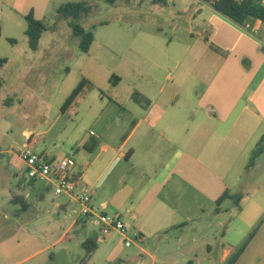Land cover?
<instances>
[{
	"label": "crops",
	"instance_id": "1",
	"mask_svg": "<svg viewBox=\"0 0 264 264\" xmlns=\"http://www.w3.org/2000/svg\"><path fill=\"white\" fill-rule=\"evenodd\" d=\"M145 2L156 14L170 6L187 14L188 35L181 42H163L155 35L162 33L163 26L153 24L147 30L142 24L126 25L132 33H128L132 40L126 48L149 60L150 68L122 58L128 65L122 75L112 79L107 75L102 84L83 78L93 89L74 115L60 107L61 115L73 117L78 128L83 125L75 132L73 153L66 149L40 153L56 160L71 157L70 169L78 187L90 195L92 204L121 218L143 242L146 238L163 242L170 233L198 226L200 234L191 243L201 241L208 254L217 252L220 245L217 264H224L253 232L249 223L237 231L235 239L229 237L235 216L226 213L240 203L234 206L227 199L218 214L214 209L216 199L226 189L235 194L237 178L253 172L264 156L247 168L264 135V24L253 21L245 24L248 28L240 27L205 0H140V8ZM64 4V0H0V61L5 60L1 90L6 84L5 67L17 60L19 46L25 43L28 59L23 70L32 75L24 80L25 85L22 67L17 70V81L26 87L25 95L11 89L19 102L32 93L39 103V92L42 97L50 91L55 75L48 70V61L55 54H47V48L39 50L44 34L58 24L50 27L52 12L57 14ZM30 13L48 26L36 50L30 49L25 34ZM96 42L94 35L85 54ZM107 51L120 56L119 50ZM124 83L129 92L121 87ZM111 91L116 94L108 95ZM8 99L9 104L15 101ZM52 128L53 124L37 134L43 136ZM215 232H220L221 242ZM194 256L188 264H198V255ZM152 258L153 264H167L165 257ZM234 264H264V225L254 231Z\"/></svg>",
	"mask_w": 264,
	"mask_h": 264
},
{
	"label": "rangeland",
	"instance_id": "2",
	"mask_svg": "<svg viewBox=\"0 0 264 264\" xmlns=\"http://www.w3.org/2000/svg\"><path fill=\"white\" fill-rule=\"evenodd\" d=\"M70 2L87 3L90 11L78 20L62 18L52 12L55 17L50 27L54 22L58 24L44 34L39 52L47 48V54H55L48 61V70L55 79L50 82L48 93L40 97L39 92V103L33 100L32 93L27 95L24 103L11 94L12 89L25 95L26 87L20 86L16 75L19 67L23 70L27 66L26 43L19 46L21 56L18 54L17 60L5 67L3 73L6 84L0 92V264H153L154 256L167 258L164 260L167 264H188L195 254L198 255V264H217L220 245L217 252L208 254L203 251L205 246L201 241L191 243L200 234L198 226L170 233L162 239L163 242L156 238H146L143 242L131 232L132 245L126 247L122 235L118 232L103 235L95 220L87 219L83 225V219H80L82 207L78 202L67 195H55L54 189H47L44 183L32 184L23 178L18 153L28 143H32L37 152L66 149V152L73 153L75 132L83 125L78 128L73 117L61 115L60 107L83 78L94 84L105 83L107 75L111 78L125 73L128 69L126 62L150 68L149 60L126 48L127 42L130 47L132 40L128 35L132 33L125 29L126 25L142 24L147 30L153 24L163 26L162 33L155 34L163 42H181L188 35L187 14L179 13L172 6L156 14L148 2L140 8V0H120L117 6L105 0H64L65 4ZM72 23L94 33L97 42L89 54L80 50ZM107 48L119 50L120 56ZM31 76L23 70L21 82L26 85L24 80ZM121 87L130 91L127 83ZM115 94V91L108 93ZM9 97L15 100L12 104H9ZM52 124L49 133L37 134L50 129ZM32 134H35L34 142H30ZM237 179L238 188L233 193L243 195L239 206L226 213V216H235L229 231V237L234 239L244 225L251 223L253 231L264 225V156L253 172L246 171ZM230 204L233 205L232 201ZM215 233L217 241L221 242L220 232ZM92 240L97 247L88 254L83 243Z\"/></svg>",
	"mask_w": 264,
	"mask_h": 264
},
{
	"label": "trees",
	"instance_id": "3",
	"mask_svg": "<svg viewBox=\"0 0 264 264\" xmlns=\"http://www.w3.org/2000/svg\"><path fill=\"white\" fill-rule=\"evenodd\" d=\"M110 4H115L117 0H105ZM158 1V0H154ZM164 2V0H160ZM212 5L215 12L232 21L236 25L243 27L245 24L259 21L264 24V4L262 0H205ZM89 7L87 3L70 2L60 6L57 10V14L62 18H72L78 20L87 13H89ZM27 30L25 32L30 49L36 50L38 48L39 41L43 34L48 30V26L41 20L34 17L33 13L26 16ZM75 37L79 39V48L82 52L88 53L93 42L94 34L92 31H87L78 24H71ZM214 50H217L212 44L210 45ZM264 51V47L261 48ZM4 59L0 61V91L3 86V80L1 76V67L4 63ZM93 89V85L83 80L72 92L65 104L62 106V112H68L70 115H74L80 101ZM264 143V135L261 136L255 149L252 151L247 168L251 167L257 157L264 153V147L261 144ZM85 149L92 150L93 146L85 145ZM32 184L36 182L31 181ZM49 189V186L48 188ZM241 194H229V190L226 189L215 201L216 208L214 213L220 212V206L224 200L229 199L234 206H238L241 200ZM18 203V202H16ZM255 231V230H254ZM254 231L251 232L244 242L230 255L224 264H234L240 254L243 252L248 241L252 238ZM83 246L87 248L88 254H91L97 247L95 241H85Z\"/></svg>",
	"mask_w": 264,
	"mask_h": 264
},
{
	"label": "built area",
	"instance_id": "4",
	"mask_svg": "<svg viewBox=\"0 0 264 264\" xmlns=\"http://www.w3.org/2000/svg\"><path fill=\"white\" fill-rule=\"evenodd\" d=\"M248 28L247 25H245ZM18 160L23 165L25 180L36 183H44L54 189V194L67 195L78 202L82 209L80 219H92L100 225L103 235L118 232L124 237L126 247H131V231L124 221L115 216L105 214L97 206L92 204L90 195L84 190H79L78 180L70 169L73 161L70 158L63 160L52 159L46 154L37 152L33 145L28 144L18 153ZM22 171V170H21ZM138 239L139 235H133Z\"/></svg>",
	"mask_w": 264,
	"mask_h": 264
}]
</instances>
